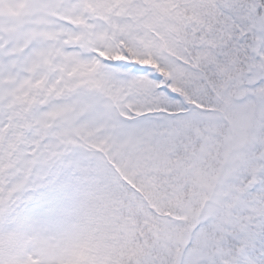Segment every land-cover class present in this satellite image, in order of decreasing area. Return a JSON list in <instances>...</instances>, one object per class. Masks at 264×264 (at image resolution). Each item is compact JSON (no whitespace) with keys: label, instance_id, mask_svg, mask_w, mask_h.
Segmentation results:
<instances>
[{"label":"snow or ice","instance_id":"snow-or-ice-1","mask_svg":"<svg viewBox=\"0 0 264 264\" xmlns=\"http://www.w3.org/2000/svg\"><path fill=\"white\" fill-rule=\"evenodd\" d=\"M0 264H264V0H0Z\"/></svg>","mask_w":264,"mask_h":264}]
</instances>
